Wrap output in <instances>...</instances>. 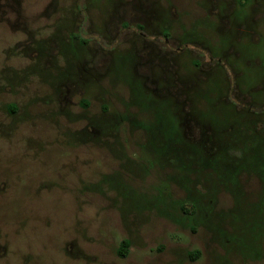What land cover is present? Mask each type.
I'll return each mask as SVG.
<instances>
[{"label":"rangeland","instance_id":"374dc122","mask_svg":"<svg viewBox=\"0 0 264 264\" xmlns=\"http://www.w3.org/2000/svg\"><path fill=\"white\" fill-rule=\"evenodd\" d=\"M0 264H264V0H0Z\"/></svg>","mask_w":264,"mask_h":264},{"label":"trees","instance_id":"16d2710c","mask_svg":"<svg viewBox=\"0 0 264 264\" xmlns=\"http://www.w3.org/2000/svg\"><path fill=\"white\" fill-rule=\"evenodd\" d=\"M84 106L85 107H88L89 105H88V103L87 102H84ZM129 247H130V242L128 241V240H125L123 243H122V245H121V247H120V249H119V251H118V254H119V256L120 257H126V255H127V252H128V250H129ZM200 256V252H194V253H192V260L194 261V260H196V258H198Z\"/></svg>","mask_w":264,"mask_h":264},{"label":"flooded vegetation","instance_id":"af4514ba","mask_svg":"<svg viewBox=\"0 0 264 264\" xmlns=\"http://www.w3.org/2000/svg\"><path fill=\"white\" fill-rule=\"evenodd\" d=\"M11 107V108H10ZM10 110H9V114H16L19 111V106L17 104H11L9 106Z\"/></svg>","mask_w":264,"mask_h":264}]
</instances>
